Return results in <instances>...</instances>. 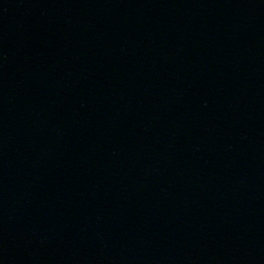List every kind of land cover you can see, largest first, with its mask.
Segmentation results:
<instances>
[{"label":"water","instance_id":"95a60500","mask_svg":"<svg viewBox=\"0 0 264 264\" xmlns=\"http://www.w3.org/2000/svg\"><path fill=\"white\" fill-rule=\"evenodd\" d=\"M0 264H264V0H0Z\"/></svg>","mask_w":264,"mask_h":264}]
</instances>
